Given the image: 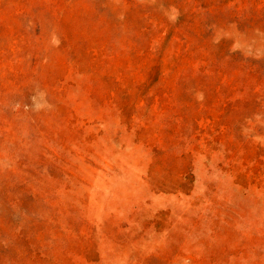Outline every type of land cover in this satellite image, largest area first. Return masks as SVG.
Masks as SVG:
<instances>
[{
    "label": "rangeland",
    "instance_id": "374dc122",
    "mask_svg": "<svg viewBox=\"0 0 264 264\" xmlns=\"http://www.w3.org/2000/svg\"><path fill=\"white\" fill-rule=\"evenodd\" d=\"M0 264H264V0H0Z\"/></svg>",
    "mask_w": 264,
    "mask_h": 264
}]
</instances>
